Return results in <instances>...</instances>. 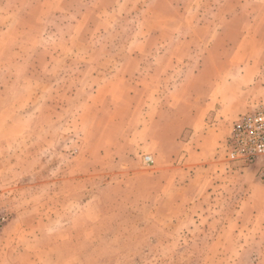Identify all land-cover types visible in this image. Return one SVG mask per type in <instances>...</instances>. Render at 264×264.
<instances>
[{"label": "rangeland", "instance_id": "rangeland-1", "mask_svg": "<svg viewBox=\"0 0 264 264\" xmlns=\"http://www.w3.org/2000/svg\"><path fill=\"white\" fill-rule=\"evenodd\" d=\"M258 111L264 0H0V264H264Z\"/></svg>", "mask_w": 264, "mask_h": 264}, {"label": "built area", "instance_id": "built-area-1", "mask_svg": "<svg viewBox=\"0 0 264 264\" xmlns=\"http://www.w3.org/2000/svg\"><path fill=\"white\" fill-rule=\"evenodd\" d=\"M226 157L236 163L264 157V111L243 114L233 123ZM144 161L152 163L150 157Z\"/></svg>", "mask_w": 264, "mask_h": 264}]
</instances>
